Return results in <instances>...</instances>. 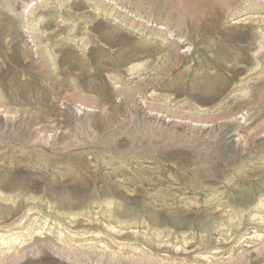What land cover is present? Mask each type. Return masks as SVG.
<instances>
[{
  "label": "rangeland",
  "instance_id": "obj_1",
  "mask_svg": "<svg viewBox=\"0 0 264 264\" xmlns=\"http://www.w3.org/2000/svg\"><path fill=\"white\" fill-rule=\"evenodd\" d=\"M0 264H264V0H0Z\"/></svg>",
  "mask_w": 264,
  "mask_h": 264
}]
</instances>
